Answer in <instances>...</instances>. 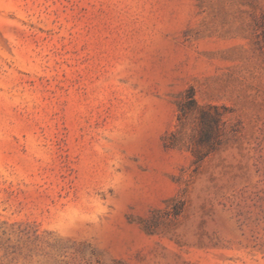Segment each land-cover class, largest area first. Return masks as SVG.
<instances>
[{"label": "rangeland", "instance_id": "1", "mask_svg": "<svg viewBox=\"0 0 264 264\" xmlns=\"http://www.w3.org/2000/svg\"><path fill=\"white\" fill-rule=\"evenodd\" d=\"M0 264H264V0H0Z\"/></svg>", "mask_w": 264, "mask_h": 264}]
</instances>
